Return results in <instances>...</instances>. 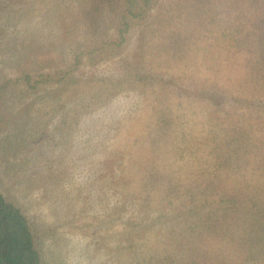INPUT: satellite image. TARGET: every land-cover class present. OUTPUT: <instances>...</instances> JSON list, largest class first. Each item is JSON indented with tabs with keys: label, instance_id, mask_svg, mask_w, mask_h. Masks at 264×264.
<instances>
[{
	"label": "rangeland",
	"instance_id": "374dc122",
	"mask_svg": "<svg viewBox=\"0 0 264 264\" xmlns=\"http://www.w3.org/2000/svg\"><path fill=\"white\" fill-rule=\"evenodd\" d=\"M7 1L0 79L75 75L0 91V192L40 264H264V0H154L93 64L87 0Z\"/></svg>",
	"mask_w": 264,
	"mask_h": 264
},
{
	"label": "trees",
	"instance_id": "16d2710c",
	"mask_svg": "<svg viewBox=\"0 0 264 264\" xmlns=\"http://www.w3.org/2000/svg\"><path fill=\"white\" fill-rule=\"evenodd\" d=\"M8 3L10 0L1 5ZM22 4L23 1L20 0V5ZM153 4L154 0H87L84 10L89 18L90 31L99 34L86 53L89 64L115 57L124 48L132 28L140 26L149 18L148 14ZM0 10L4 11L0 14L1 18H9L19 11L15 7H2ZM23 10L21 9V12ZM7 11L9 15L6 14ZM6 27V24L0 23V37L5 36ZM108 30H112V35H107ZM10 39L12 40L10 44L5 43L0 47V70L3 68L2 56L9 59V56L14 54L15 41L11 37ZM80 55H75L72 66L76 67L79 64ZM14 57L18 60L22 58L15 54ZM69 68L47 73L21 71L13 77L1 78L0 91L16 85H22L33 91L46 84L63 86V83L73 81L75 76L72 68ZM54 90L57 89L54 87ZM40 258L26 216L17 205L0 192V264H40Z\"/></svg>",
	"mask_w": 264,
	"mask_h": 264
}]
</instances>
